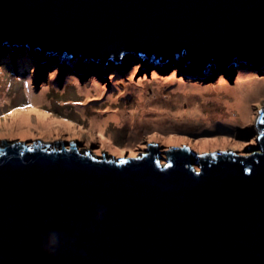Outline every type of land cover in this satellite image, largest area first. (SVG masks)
Returning <instances> with one entry per match:
<instances>
[{"label": "water", "instance_id": "1", "mask_svg": "<svg viewBox=\"0 0 264 264\" xmlns=\"http://www.w3.org/2000/svg\"><path fill=\"white\" fill-rule=\"evenodd\" d=\"M0 49L102 70L125 53L193 75L264 68V0H0ZM259 117L258 145L240 154L162 140L120 159L5 145L0 264H264Z\"/></svg>", "mask_w": 264, "mask_h": 264}, {"label": "rangeland", "instance_id": "2", "mask_svg": "<svg viewBox=\"0 0 264 264\" xmlns=\"http://www.w3.org/2000/svg\"><path fill=\"white\" fill-rule=\"evenodd\" d=\"M3 52L9 55L0 57V65L6 62L9 66L0 68V148L29 140L57 146L64 143L61 147L72 143L78 152L120 159L131 158L151 142L162 140L174 148L240 154L257 146L262 134L256 123L264 110V69L258 66L254 70L248 63L237 64V69L223 68L208 82L199 80L204 76L196 75L198 72L188 75L184 67L171 62H166L171 67H144L140 61L145 57L127 53L120 59L129 61L127 65L113 66L108 60L102 70L99 61L90 60L89 67L73 58V66L68 60L50 57L42 65L39 55ZM15 55L20 60H16L17 67L12 62ZM78 67L82 70H73ZM237 70H244L245 78L255 79V85L263 84L258 86V96L247 101L248 121L238 127L222 122L232 110L222 99L229 96L233 100L237 89H230L243 79L236 80L241 75ZM216 83L223 90H214ZM29 104L31 108L13 111ZM192 105L199 113L192 122L182 118L164 123L169 119L155 118L162 108L185 110ZM9 112L13 115L7 116ZM18 113L28 116H15ZM132 113L141 118L127 119L126 114Z\"/></svg>", "mask_w": 264, "mask_h": 264}, {"label": "bare ground", "instance_id": "3", "mask_svg": "<svg viewBox=\"0 0 264 264\" xmlns=\"http://www.w3.org/2000/svg\"><path fill=\"white\" fill-rule=\"evenodd\" d=\"M143 63H144V66L147 65V62H143ZM72 64H73V66H75L76 61H73ZM79 64L82 65V63H80V62H79ZM152 65H154V64L151 63L149 66H152ZM159 65H167L168 67L172 66L171 64L163 63V62H160ZM257 66L259 67L258 64H256V67ZM262 66H264V64ZM65 68H67V67H65ZM262 68L263 67H260V69H262ZM73 70H82V68L78 67V68H74ZM218 70L219 71H224L223 68H220ZM250 70H254V69L251 68ZM185 72L188 73V75H190L191 71L189 69L185 68ZM97 73L99 74L100 71H97ZM245 73H246L245 71H240L238 73V75L239 74H241V75H240V77L237 76L236 80H237V78H241V76L243 77V79H238L234 83V86L230 89V90L237 89V91H236L237 95H234L233 100H231V98L229 96H228V98L222 99V102L224 104H228L232 108V110L229 111V117L222 121V122H224V124H227V125L232 124L233 126L238 127V126H241L242 124H244L246 121H248V119H249V111L247 110V106L246 105L248 104V102L250 100H253L255 98V96L256 97L258 96L257 92L260 89V88H258V86L259 85L263 86V84H256L255 85V83L257 82L255 79L245 78L246 76H248V75H245ZM152 74L156 75V73H154V72H152ZM198 75L205 76V75H202V74H198ZM210 76L211 75H208L206 79H208ZM155 80L157 81V79H155ZM209 81L210 80H208V82ZM218 85H221V83L214 84V86H212V88L214 90H220V89H222L224 87V86L223 87H219ZM126 115L127 116L129 115V118H127V119L132 120V121L134 119L141 118L140 117L141 115L139 113H132L131 115L130 114H126ZM15 116H19V117L21 116V118H27L28 115L27 114L21 115V114L18 113V114H15ZM155 118L156 119L159 118L161 121H164V119H166V118L169 119L168 121H166L164 123H172V121H170V120L182 119L183 118V120H186V121H188L187 123H189V122H192L195 119H198L199 118V113H198L197 107H195L193 105L189 109H185V110H180L179 106H175V108H173V109H168V108L160 109L159 112L155 115ZM15 119L17 120V118H15ZM20 120L24 121L23 119H20ZM185 124L186 123H183V125H185ZM174 126H176V125H174ZM178 126H176V127H178Z\"/></svg>", "mask_w": 264, "mask_h": 264}, {"label": "trees", "instance_id": "4", "mask_svg": "<svg viewBox=\"0 0 264 264\" xmlns=\"http://www.w3.org/2000/svg\"><path fill=\"white\" fill-rule=\"evenodd\" d=\"M16 60H17V59H16V55H15L14 57H12L13 65H17V64H16ZM17 62L20 63V60H17ZM125 65H126L125 61H124V60H121V61H120V66L122 67V66H125ZM1 67H3V68H7L8 66H7V64H3V66L1 65ZM16 67H17V66H16ZM249 69H251V67H250ZM252 69H253V68H252ZM262 70H263V69H262ZM238 71L240 72V71H244V70H238ZM239 72H238V73H239ZM155 73H157V72H155ZM231 77H232V75L230 76V78H231Z\"/></svg>", "mask_w": 264, "mask_h": 264}, {"label": "snow or ice", "instance_id": "5", "mask_svg": "<svg viewBox=\"0 0 264 264\" xmlns=\"http://www.w3.org/2000/svg\"><path fill=\"white\" fill-rule=\"evenodd\" d=\"M25 107H27V108H31L32 105L29 104V105H27V106H22L21 108L14 109L13 111H14V112L24 111V110H25ZM6 115H7V116H11V115H13V113H12V112H9V113H7Z\"/></svg>", "mask_w": 264, "mask_h": 264}, {"label": "clouds", "instance_id": "6", "mask_svg": "<svg viewBox=\"0 0 264 264\" xmlns=\"http://www.w3.org/2000/svg\"><path fill=\"white\" fill-rule=\"evenodd\" d=\"M152 64L154 63V62H151ZM8 68V67H7ZM10 69V68H9ZM255 69V68H254ZM264 69V68H263ZM59 143H61V142H59ZM75 143H77L76 141H75ZM70 145V144H69ZM69 145H68V147H64V148H68L69 149ZM74 145V144H73ZM62 146V145H61ZM223 152H226V151H223Z\"/></svg>", "mask_w": 264, "mask_h": 264}]
</instances>
